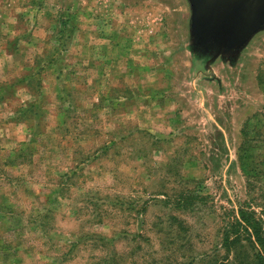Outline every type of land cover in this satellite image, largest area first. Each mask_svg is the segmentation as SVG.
<instances>
[{
	"label": "rangeland",
	"instance_id": "374dc122",
	"mask_svg": "<svg viewBox=\"0 0 264 264\" xmlns=\"http://www.w3.org/2000/svg\"><path fill=\"white\" fill-rule=\"evenodd\" d=\"M191 20L0 0V264H205L227 213L264 221V29L206 70Z\"/></svg>",
	"mask_w": 264,
	"mask_h": 264
},
{
	"label": "water",
	"instance_id": "95a60500",
	"mask_svg": "<svg viewBox=\"0 0 264 264\" xmlns=\"http://www.w3.org/2000/svg\"><path fill=\"white\" fill-rule=\"evenodd\" d=\"M191 50L209 70L221 55L233 56L264 29V0H188ZM211 70V69H210Z\"/></svg>",
	"mask_w": 264,
	"mask_h": 264
},
{
	"label": "trees",
	"instance_id": "16d2710c",
	"mask_svg": "<svg viewBox=\"0 0 264 264\" xmlns=\"http://www.w3.org/2000/svg\"><path fill=\"white\" fill-rule=\"evenodd\" d=\"M228 221L222 231L221 249L228 256L209 257L205 264H229V255L252 247L253 253L247 264H264V221L248 207L227 213ZM240 263L237 255L231 264Z\"/></svg>",
	"mask_w": 264,
	"mask_h": 264
}]
</instances>
